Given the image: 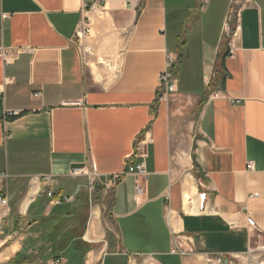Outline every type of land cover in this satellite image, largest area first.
I'll return each mask as SVG.
<instances>
[{"label": "crops", "instance_id": "obj_1", "mask_svg": "<svg viewBox=\"0 0 264 264\" xmlns=\"http://www.w3.org/2000/svg\"><path fill=\"white\" fill-rule=\"evenodd\" d=\"M91 5L0 0L2 256L264 262V0ZM168 55L183 78L164 94Z\"/></svg>", "mask_w": 264, "mask_h": 264}, {"label": "built area", "instance_id": "obj_2", "mask_svg": "<svg viewBox=\"0 0 264 264\" xmlns=\"http://www.w3.org/2000/svg\"><path fill=\"white\" fill-rule=\"evenodd\" d=\"M91 2V10L93 12H97L98 10H104L105 7V0H88ZM133 0H125V2L128 4H130V2ZM92 21L91 19H87L86 22L83 23L82 28L79 30L78 33V38L79 40H83V38H86L88 36H90L92 34ZM236 36V34L234 35ZM167 70L165 72H163L161 74L160 77V88L162 90H164V94H171V93H175L176 92V86H177V75H175L172 71L173 67L176 64L177 59L174 58L172 55H168L167 56ZM40 94H37L36 97H39ZM15 115V114H12ZM82 174V171L80 170H75L74 171V175L80 176ZM128 174H136L137 176L140 177H145L146 178V171L144 168L143 164H139V165H133L129 167V171L127 172V174H121V175H114L111 176L110 178L106 179L105 181H103V183L99 184L101 185V187L106 191V192H110L113 189H115L118 186V183H120L123 178L128 175ZM92 177V183L91 185H93V187L95 186L96 182L99 180V176L96 174L91 175ZM144 188L138 184L137 188H136V194L138 197H141L144 194ZM48 197L53 198L54 197V193L53 192H49ZM207 200V196L205 194L201 195V201L203 203H205V201ZM62 202L61 199H57L55 204H60ZM0 204L3 206H8L9 203H7V200L5 198H1L0 197ZM173 254H185V252H180L179 249H174ZM236 262L240 260V258H236L234 259ZM212 260H210L211 262ZM55 264H60V261L56 262ZM217 264H223V260L218 259L217 260ZM226 264H234V262H230L229 260L227 261ZM259 264H264V262H261Z\"/></svg>", "mask_w": 264, "mask_h": 264}, {"label": "rangeland", "instance_id": "obj_3", "mask_svg": "<svg viewBox=\"0 0 264 264\" xmlns=\"http://www.w3.org/2000/svg\"><path fill=\"white\" fill-rule=\"evenodd\" d=\"M117 47H119L118 45H116V47H114V48H117ZM113 50V49H112ZM114 51H115V49H114ZM114 51H113V53H114ZM118 51H120L119 49H117L116 51H115V53L111 56V58H110V60L111 61H113V63H116V64H118V58H119V56H120V53L118 52ZM101 58V57H100ZM99 59V58H98ZM115 60V61H114ZM89 62H91V64H94L95 62L94 61H89ZM197 71V73L199 74V70L197 69L196 70ZM196 73V74H197ZM177 78H178V80H180L181 78H183V75L180 73V74H177ZM49 193V192H48ZM48 196V195H47ZM1 197V196H0ZM2 198V197H1ZM1 205V204H0ZM1 206H3V205H1ZM3 207H5V208H7L8 206H3ZM260 245H262V246H264V240L263 239H261L260 240ZM264 248V247H263ZM261 256H263L264 257V250H262L261 251ZM27 262H26V264H52L51 263V261L49 262V261H44V262H41V261H38V260H36V258H35V256L34 255H32V254H29V256H27ZM19 261V260H18ZM259 264V263H261V261L259 260V261H248V260H243V261H241V260H239L238 262H236V261H234V264ZM0 264H11V261L8 259V260H6L5 259V257H3L2 256V249H1V233H0ZM13 264H16V263H13Z\"/></svg>", "mask_w": 264, "mask_h": 264}, {"label": "trees", "instance_id": "obj_4", "mask_svg": "<svg viewBox=\"0 0 264 264\" xmlns=\"http://www.w3.org/2000/svg\"><path fill=\"white\" fill-rule=\"evenodd\" d=\"M19 260V261H18ZM25 262H27V259H24V258H20L19 256H18V259L16 258V259H13L12 261H11V264H13V263H16V264H25Z\"/></svg>", "mask_w": 264, "mask_h": 264}, {"label": "bare ground", "instance_id": "obj_5", "mask_svg": "<svg viewBox=\"0 0 264 264\" xmlns=\"http://www.w3.org/2000/svg\"><path fill=\"white\" fill-rule=\"evenodd\" d=\"M103 12H104V10L102 11V10H98L97 12H95V14L97 15V16H100V15H102L103 14ZM88 51H89V49H88ZM117 69V68H116ZM117 71V70H116ZM114 76V75H113Z\"/></svg>", "mask_w": 264, "mask_h": 264}]
</instances>
